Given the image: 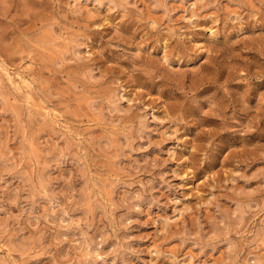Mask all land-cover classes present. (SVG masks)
I'll return each mask as SVG.
<instances>
[{"label":"rangeland","instance_id":"374dc122","mask_svg":"<svg viewBox=\"0 0 264 264\" xmlns=\"http://www.w3.org/2000/svg\"><path fill=\"white\" fill-rule=\"evenodd\" d=\"M0 264H264V0H0Z\"/></svg>","mask_w":264,"mask_h":264}]
</instances>
